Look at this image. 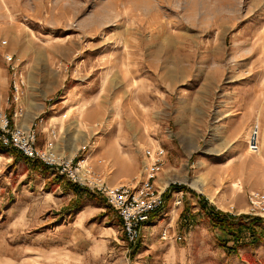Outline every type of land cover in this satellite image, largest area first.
<instances>
[{"label":"rangeland","instance_id":"374dc122","mask_svg":"<svg viewBox=\"0 0 264 264\" xmlns=\"http://www.w3.org/2000/svg\"><path fill=\"white\" fill-rule=\"evenodd\" d=\"M0 83L10 122L28 98L55 103L37 147L68 159L79 143L72 162L129 187L144 177L143 149L157 147L153 185L187 189L130 244L102 194L74 192L2 146L0 264H264L263 223L233 242L195 198L247 223L250 192L264 191V0H0Z\"/></svg>","mask_w":264,"mask_h":264},{"label":"built area","instance_id":"2783aa9c","mask_svg":"<svg viewBox=\"0 0 264 264\" xmlns=\"http://www.w3.org/2000/svg\"><path fill=\"white\" fill-rule=\"evenodd\" d=\"M5 41L2 40V43ZM6 60H10L7 55ZM16 63L10 62L13 68ZM13 100L17 97V87L12 84ZM37 115L27 127L13 125L8 116L0 110V145L18 151L28 159H36L50 167L54 172L62 175L67 181L86 186V188L102 194L105 202L112 207L120 220V229L124 240L133 244L140 235L141 225L148 219L149 214L162 205V190H158L152 181L158 164L161 161V149L146 147L143 149L144 177L139 184L129 187L127 185L108 186L99 178L90 174L88 168L81 163L83 159L74 162L71 158L64 159L51 150L46 142L41 148L35 144V125L40 122ZM246 146L249 152H257L260 147L259 126L252 124L248 130ZM252 205L248 213L264 219V191H251ZM179 198H174L173 204H179Z\"/></svg>","mask_w":264,"mask_h":264},{"label":"trees","instance_id":"16d2710c","mask_svg":"<svg viewBox=\"0 0 264 264\" xmlns=\"http://www.w3.org/2000/svg\"><path fill=\"white\" fill-rule=\"evenodd\" d=\"M0 147H2V145H0ZM13 158H15L16 156H20L21 158H23L26 162H29L30 165L32 166H37L39 169H45L47 168V166L45 164H43L42 162H40L39 160L36 159H28L26 157H24L23 155H21L19 152L11 149L9 152ZM57 175V174H55ZM65 184H67L68 186H70L72 188V190L75 191H80V190H86L84 188H80L78 185L71 183L69 181H67ZM177 190H186L185 186L183 184H168L164 190L162 191V197L163 199L165 197H167V195L171 192V191H177ZM189 191V190H188ZM197 203L199 205L200 210L204 213L205 216L208 217V219L212 222V224L219 226L221 229H223L224 233L228 234L230 239L233 242H236L238 240L241 239L242 237V233L244 231H248L251 234L249 236H251L252 238H255V232L257 231L256 228H261V223L264 224V219H261L260 217L257 216H250V220L245 223L242 221V219L244 217H246L245 215H236L233 216L227 212H222V211H218L215 210L213 208H211L210 206H208L206 204L205 199H203L202 197H198L197 196ZM187 210L186 206L184 205L180 211V214L184 217H187L184 214V211ZM191 214H189L190 216ZM248 217V215H247ZM258 222V223H256ZM260 223V224H259ZM220 245L224 247V244H222L220 242ZM224 249L229 252L233 249H235V245H230L227 247H224Z\"/></svg>","mask_w":264,"mask_h":264},{"label":"crops","instance_id":"0c3cea01","mask_svg":"<svg viewBox=\"0 0 264 264\" xmlns=\"http://www.w3.org/2000/svg\"><path fill=\"white\" fill-rule=\"evenodd\" d=\"M0 84H2V85H0V108L6 109V108H8L7 107L8 105L6 103L7 102V100H6L7 99V92H6L5 87L3 88L4 83H0ZM45 100H46L45 96H37L36 99H29L28 98L27 102L25 103L26 107H21L20 105L15 104L10 109V111L12 113V115H10L12 124L18 125L21 127H27L32 122L34 116H36L40 112L43 113V116H42L43 120L35 125V140L39 144L41 142L43 143V142L47 141V108L51 109L55 104L54 103V104H50L47 106V102H45ZM50 109H48V110H50ZM165 179H167V180L161 189H158L159 184L161 183V182L158 183V181H160V180H157L155 182V186L158 190H164V188L171 182L168 177H166V178L164 177L163 180H165ZM178 192H179V194H180V192L185 193V191H182V190L174 191V198H176V196H177L176 194H178ZM203 196L205 197V195H203ZM195 198H197V197H195ZM183 199H184V197H183ZM215 208H216V206H215ZM180 210L181 209H179L178 212Z\"/></svg>","mask_w":264,"mask_h":264},{"label":"bare ground","instance_id":"6f19581e","mask_svg":"<svg viewBox=\"0 0 264 264\" xmlns=\"http://www.w3.org/2000/svg\"><path fill=\"white\" fill-rule=\"evenodd\" d=\"M79 143H75L69 150V156L68 158L73 154V152L79 147ZM199 189V188H198Z\"/></svg>","mask_w":264,"mask_h":264}]
</instances>
